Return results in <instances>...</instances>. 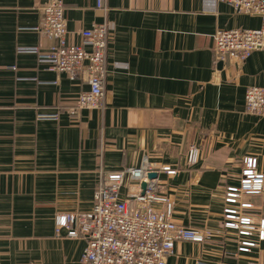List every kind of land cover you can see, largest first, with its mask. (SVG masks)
Listing matches in <instances>:
<instances>
[{"label":"crops","instance_id":"obj_1","mask_svg":"<svg viewBox=\"0 0 264 264\" xmlns=\"http://www.w3.org/2000/svg\"><path fill=\"white\" fill-rule=\"evenodd\" d=\"M48 1L0 0V264H82L86 243L68 238L58 216L92 209L101 165L135 168L144 156L176 171L158 177L174 222L210 235L177 243L168 264H264L259 231L225 227L227 208L257 229L264 220V193L242 198L250 209L225 196L246 158L264 174V117L245 102L248 88L264 87V50L245 63L215 55L218 31L259 29L262 19L219 0H62L70 44L91 51L82 32L110 29L103 106L77 112L87 75L71 80L20 52L54 44L36 31ZM242 241L256 247L241 252Z\"/></svg>","mask_w":264,"mask_h":264},{"label":"built area","instance_id":"obj_2","mask_svg":"<svg viewBox=\"0 0 264 264\" xmlns=\"http://www.w3.org/2000/svg\"><path fill=\"white\" fill-rule=\"evenodd\" d=\"M230 5L235 13L258 16L262 19L259 29L220 30L216 34L215 55L218 62L227 59L245 63L254 52L264 50V0H219ZM101 5V3H100ZM42 20L36 31L54 44L46 53L39 48H22L21 53H33L48 71L65 74L71 80L87 75L90 91L82 93L77 101V112L100 109L104 102V81L107 75L106 57L110 40L108 24L94 25L82 32L84 41L91 45L88 51L69 42L65 19L66 6L62 0H50L41 9ZM16 69V68H13ZM58 84V83H56ZM247 111L264 117V87L248 88L245 97ZM41 119L58 120V114L41 115ZM200 151L191 146L187 162L194 166L199 162ZM163 171L176 175L171 167H156L144 156L142 164L135 168L108 170L101 165L97 171L98 182L93 207L89 212L67 213L58 216L57 225L65 228L70 239L84 240L86 248L82 264H168L179 242L202 244L209 234L178 225L173 220V204L161 191L159 178L148 181L151 172ZM148 183L142 194L141 185ZM130 193L122 196L126 184ZM264 193V174L259 171L257 158H246L239 185L229 187L226 202L250 209L251 204L242 203L245 196ZM238 210L225 209V227L239 230L241 236L250 237L259 231L264 240V220L257 229L252 219L239 217ZM256 243L242 241L240 251L249 252Z\"/></svg>","mask_w":264,"mask_h":264},{"label":"water","instance_id":"obj_3","mask_svg":"<svg viewBox=\"0 0 264 264\" xmlns=\"http://www.w3.org/2000/svg\"><path fill=\"white\" fill-rule=\"evenodd\" d=\"M159 177V174L157 172H151L148 174L147 178L148 181H151L153 179H157ZM148 187V183L147 182H143L141 185V190H142V194L144 195L145 191L147 190Z\"/></svg>","mask_w":264,"mask_h":264}]
</instances>
